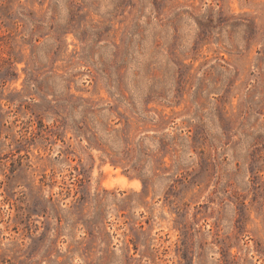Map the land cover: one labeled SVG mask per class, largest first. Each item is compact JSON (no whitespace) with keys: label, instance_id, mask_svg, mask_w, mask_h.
Instances as JSON below:
<instances>
[{"label":"rangeland","instance_id":"rangeland-1","mask_svg":"<svg viewBox=\"0 0 264 264\" xmlns=\"http://www.w3.org/2000/svg\"><path fill=\"white\" fill-rule=\"evenodd\" d=\"M0 264H264V0H0Z\"/></svg>","mask_w":264,"mask_h":264}]
</instances>
